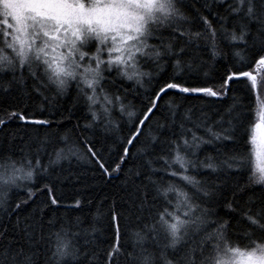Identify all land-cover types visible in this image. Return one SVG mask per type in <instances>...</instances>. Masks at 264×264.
<instances>
[{
    "label": "snow or ice",
    "instance_id": "obj_1",
    "mask_svg": "<svg viewBox=\"0 0 264 264\" xmlns=\"http://www.w3.org/2000/svg\"><path fill=\"white\" fill-rule=\"evenodd\" d=\"M73 87L85 122L61 131ZM0 113L22 125L0 136V264H264V0H0ZM73 158L125 173L115 242L55 195L87 179Z\"/></svg>",
    "mask_w": 264,
    "mask_h": 264
},
{
    "label": "trees",
    "instance_id": "obj_2",
    "mask_svg": "<svg viewBox=\"0 0 264 264\" xmlns=\"http://www.w3.org/2000/svg\"><path fill=\"white\" fill-rule=\"evenodd\" d=\"M219 71L221 73L224 72L223 62H219L218 64ZM189 86H200L197 85L195 82H190ZM241 85H233L234 89L240 87ZM76 92L75 88L73 87L70 89L69 94L66 97L59 98V112L61 115H57L55 118L57 120L64 119L65 120V129H62L61 131H64L66 129H70L73 124L76 123L77 120L80 121L81 124H83L85 121L83 117L86 114V109L84 107L83 101L77 102L76 99ZM175 99L178 104H181L182 107L180 111H183L184 108L187 107H194L197 111L199 108L204 107L205 105H212L215 103L212 99H204L202 97H196L192 95H185V94H177L175 90L168 93V95L164 96V100L168 99ZM132 97H129V100H131ZM143 99V97H142ZM146 102V100H145ZM247 102V101H246ZM136 104L137 111H139L141 107L140 100L134 101ZM253 108H255V105H253ZM205 112H210L211 109L208 107H204ZM71 114V120L68 121V117ZM0 116H4L3 113H0ZM5 119H7V116H4ZM90 118V117H89ZM250 119L255 122V115L253 114ZM22 125L18 122L13 120L11 123L7 124L3 131L0 132V136H10L11 133L17 132L21 129ZM130 127V126H129ZM34 129L28 128L27 131L31 132ZM147 132V129L145 130ZM129 128L126 127L123 130L122 135H128ZM21 135H23V132H20ZM141 140L144 139L142 136L140 138ZM137 145L136 147H138ZM136 147H133L130 149L131 152H136ZM208 151H211L209 148ZM107 159V154H106ZM47 163V160L44 161ZM113 167L116 163H118L117 157L115 154L112 155L111 159L108 161ZM73 171L78 173H83L87 179L82 181L81 184H75L72 185L71 183H65L64 185L60 186L55 195H58L63 198L64 203H72L75 198H78L82 196L85 199V204L82 209L72 211L70 210L68 212V217L73 222V225L75 223V220L77 217L80 218V229H89L91 230L93 227L96 229L103 230V233L106 237H109L111 242H115V236H114V224L110 225V209L113 207L115 208V211L118 213H123L125 217L128 216V208L126 207L124 201L121 199L125 195L123 184L125 173L122 171L118 176H114L111 180L106 179H91L92 176V169H90L86 165H81L79 167H76V160L73 158ZM64 167L68 168L67 162H64ZM128 167L127 164L124 165V168L126 169ZM67 175V172L65 173ZM97 177H99V172H96ZM174 183L178 185H183V182L179 179V177L169 178ZM88 185V190L84 192H78L77 189H81L83 185ZM259 190V188H257ZM20 198H26L24 196L23 192H20L19 194ZM47 194L45 193L43 196L39 197V199H46ZM89 201H91L89 203ZM64 209H59V214H64ZM223 214V213H221ZM120 228L122 233V240H126L129 244L133 243L134 237L132 236V233L137 230V226L135 224V218L133 217L131 220L124 219L120 222ZM59 227V225H58ZM78 229L73 226L72 231H77ZM55 231V229H54ZM127 233V235H123V233Z\"/></svg>",
    "mask_w": 264,
    "mask_h": 264
}]
</instances>
